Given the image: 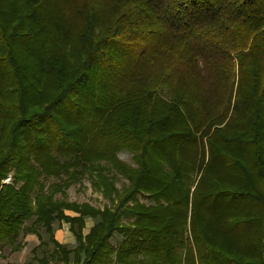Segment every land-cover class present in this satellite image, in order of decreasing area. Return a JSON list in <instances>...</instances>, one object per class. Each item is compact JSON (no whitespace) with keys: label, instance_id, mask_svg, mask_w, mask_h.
Instances as JSON below:
<instances>
[{"label":"trees","instance_id":"1","mask_svg":"<svg viewBox=\"0 0 264 264\" xmlns=\"http://www.w3.org/2000/svg\"><path fill=\"white\" fill-rule=\"evenodd\" d=\"M30 233L37 264H264V0H0V257Z\"/></svg>","mask_w":264,"mask_h":264},{"label":"rangeland","instance_id":"2","mask_svg":"<svg viewBox=\"0 0 264 264\" xmlns=\"http://www.w3.org/2000/svg\"><path fill=\"white\" fill-rule=\"evenodd\" d=\"M120 159H122L125 162L132 163V154L128 151H122L118 154ZM54 179L50 180L48 183L53 182ZM12 179L8 178L5 183H11ZM127 184V182L123 179L117 176L116 180V187L119 191L122 190V188ZM58 198H62L60 195L57 196ZM140 201L146 204H151L153 201L146 198V197H139ZM66 201L68 202H74V203H88L94 207L97 208H104L105 206H110V202L108 199H106L101 193L95 191L93 187L91 186V182L87 177H84L81 179L80 183L72 185L67 190V197ZM66 214L74 215L71 211H66ZM87 226L91 227L94 225L97 220L86 218ZM32 221H29L26 223L27 226L31 225ZM58 222L54 224L57 233V238L60 242L64 244H68L70 246L76 245V239L75 236L70 231V225L68 223H60L58 226ZM42 236L47 240V234L45 233V230L42 228L40 230ZM33 235L34 241H36V236L34 234H28ZM27 236V235H26ZM25 239V236H23V243ZM35 242H30L26 244V247L19 252L12 253L10 247H6L3 251V257H0V264H37V262L33 261L30 257V248L34 245Z\"/></svg>","mask_w":264,"mask_h":264},{"label":"crops","instance_id":"3","mask_svg":"<svg viewBox=\"0 0 264 264\" xmlns=\"http://www.w3.org/2000/svg\"><path fill=\"white\" fill-rule=\"evenodd\" d=\"M126 181V180H125ZM67 213V212H66ZM67 215H70V214H67ZM75 215V214H74ZM73 215V216H74ZM62 223H64V222H62ZM60 224V223H59ZM59 224H58V226H59ZM91 227H93V225L91 226ZM91 227H88L87 226V221H86V228H85V234L86 233H88L89 232V230H90V228ZM59 231L57 230L56 231V228H55V226H54V234H55V238L58 240V238H57V233H58ZM42 235V234H41ZM34 236H36L35 234H34ZM45 239V238H44ZM36 241H34V238H33V235H28L27 234V236L25 235V239H24V248L26 247V244H28V243H30V242H35L34 243V245L30 248V251L32 250V249H34L38 244H39V239H38V237L36 236V239H35ZM59 241V240H58ZM60 242V241H59ZM60 243H62V242H60ZM62 244H64V243H62Z\"/></svg>","mask_w":264,"mask_h":264}]
</instances>
